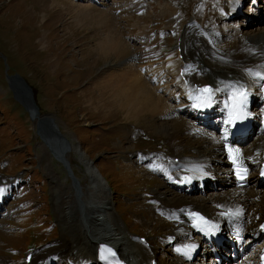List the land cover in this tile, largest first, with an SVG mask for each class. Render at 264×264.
Returning a JSON list of instances; mask_svg holds the SVG:
<instances>
[{
    "label": "rangeland",
    "instance_id": "rangeland-1",
    "mask_svg": "<svg viewBox=\"0 0 264 264\" xmlns=\"http://www.w3.org/2000/svg\"><path fill=\"white\" fill-rule=\"evenodd\" d=\"M204 1L107 0L108 5L104 6L96 1L88 4L77 0H0V180H17L20 176L25 179L9 204L12 208L9 214L0 219V261L4 258L6 264H22L29 251L36 254L59 238L63 241L66 223H62L59 209H65L69 216L71 209L72 216L77 210L84 218L82 222L90 227L95 239L125 234L122 238L115 236L125 258L130 253L137 254V262L146 264L141 258L145 249L160 264H175L169 256L170 246L162 244L166 243L165 235L171 223L159 218L147 203L157 191L166 192L168 197L172 195L168 186H164L163 176L134 160L143 151L174 154L172 150L177 148L169 144L168 137L174 130L162 131L167 127L161 128L163 119L156 115L129 114L127 108L113 104L110 89H101L98 84L112 80L111 74L119 69L121 62L101 57L104 51L100 47L105 45L106 35L115 33L122 37L123 45L132 46L133 56L135 52L141 56L139 66L165 65L166 55L175 53L179 44L186 49L183 24L194 15L191 9L187 10L186 3H194V9ZM175 14L176 19L172 18ZM148 22L153 32L148 31L157 37L169 22H175L178 30H172L167 42L144 44L147 50L138 51L142 46L135 40L137 31L146 30ZM251 27L243 29L259 31L256 30L259 26ZM259 29L264 30V26ZM180 34L181 40L176 41ZM139 56L135 55L131 61H138ZM151 72L148 71L150 77ZM184 94L182 89L173 88L172 110L187 107ZM36 99L42 107L39 114L32 106ZM181 116L168 121H176V129H181L187 123ZM142 128L146 135L133 138L132 131L141 132ZM96 129L100 130L97 139L91 133ZM111 145L113 148L108 151ZM160 147L166 151L159 153ZM98 168L108 179L121 183L119 190L130 189L129 193L124 195L110 189ZM75 171L77 182L72 178ZM130 173L137 182L132 181ZM252 185L248 192L253 191ZM260 193L264 199V191ZM68 195L70 203L68 198L63 199ZM105 202L109 210L104 208ZM117 209L128 212L127 222ZM141 236L151 237L152 252L147 249L151 248L150 244L139 242ZM35 238L43 244L27 248L30 239ZM52 248L58 246L37 255L34 263L38 264V259L47 256ZM251 250L250 258L256 259L257 253L254 248ZM81 253L73 257L80 260L79 264L92 256L90 252ZM246 259L247 256L243 261ZM64 261L54 263L73 264L66 257Z\"/></svg>",
    "mask_w": 264,
    "mask_h": 264
},
{
    "label": "bare ground",
    "instance_id": "bare-ground-1",
    "mask_svg": "<svg viewBox=\"0 0 264 264\" xmlns=\"http://www.w3.org/2000/svg\"><path fill=\"white\" fill-rule=\"evenodd\" d=\"M243 1L245 0H205L196 12V19L204 29H193L196 31V35L193 36L195 31L188 34L192 30L189 27L186 30V42L184 43L186 44V53L184 52L183 58L178 62L168 60V64L161 66V69L162 72H166V75L176 71L175 83L177 86L184 85V78L179 72L186 60L184 74L191 85L194 86V83L198 82L192 88L193 91L195 90V95L201 93L198 86L204 84H211L213 92L222 90L227 96L231 94L232 90L234 95L240 93L241 86L247 94L245 106L253 105L258 106L257 109L260 108L259 111L255 112L256 110L253 109L250 113L253 124L258 129H263V135L254 138L253 142V144L257 142L260 150L251 155L243 146L246 141L250 140L251 135L242 143H233L231 147L235 149L225 146L224 138L228 134H223L222 126L227 127L229 121L226 119L227 116H223L219 121L210 118V115L218 112V110L214 109L212 112L211 110H207V112L204 110L207 106L205 102L209 100L208 94L192 103L191 113L197 110L195 104L200 107L199 115L195 116V119L190 117L189 110L185 108L172 110V99L166 97V94H161L155 87V84H160V82H154L147 77V71L156 69L153 66L139 67L136 62L129 60L133 55L130 51L132 46L123 45L121 36L114 35L115 33L106 35L105 45L100 47L104 51L101 53V57H106L107 61L110 58H116L121 62L117 71L112 70L111 77L114 80H109L111 78L105 80L102 83L104 87L98 84L101 89H110L108 91L110 93L109 98L113 104H119L122 109L127 108L129 114L156 115L161 120L163 119V122L160 123L161 128L167 127L162 131L174 130L172 133H168L169 135L167 134L170 137L169 144L177 148V150H172L175 151L174 154L173 152L172 154H155L143 151L137 154L134 160L141 163V167L165 177L164 179L167 181L169 178L168 182H164V186H168L172 196L168 197L166 192L157 191L155 197H152L150 201L148 198L147 203L152 206L151 211L153 213L158 214V217L166 223H171L170 231L165 235V242L168 246H173L169 256L172 260L174 259L175 264H215L214 259L209 257V254L205 259V253H200L204 233L206 230H214L215 226L218 225L223 228L224 233L228 236V224L236 222L245 224L247 243L249 247H255L257 253L256 259H248L243 264H264V241L260 244V238L264 236V199L260 198V192L264 189L259 188V184L264 185V128H262V120L264 119V30L259 29V27L264 26V5L260 1H251L252 3L244 11ZM103 4L105 5V3ZM240 14L245 16L243 21L246 23L232 22V19H237ZM139 17L141 20L144 18L142 15ZM251 26H259L256 29L259 31L256 33L255 30L244 31L243 28L250 27L252 29ZM223 29L227 32H233L236 42L230 49L217 51L214 45L218 37L224 34ZM140 31L145 32L144 29ZM182 47L185 48L184 45ZM204 65L209 68L210 73L206 71ZM250 75L254 80L256 91H251L247 85L246 80ZM230 77L236 78L239 83L235 84L230 81ZM166 81V78L162 80V82ZM225 101L227 107L232 103L230 97L225 98ZM218 106L219 104L216 108ZM177 114L189 116L192 120H188L181 129H176L177 122L168 120L175 119ZM206 116L208 119H205ZM219 125V133L209 129V127L217 129L216 126ZM137 132V129L132 131L133 138L146 135L144 129L138 134ZM181 133H185L186 136L182 137ZM230 150L232 155H230ZM242 150H244L243 153H241ZM157 151L162 153L166 150L160 147ZM233 157L254 170L250 178L254 185L252 192L236 185L232 169ZM175 158H179L180 162H176ZM24 180L23 176L17 180L3 179V182L0 180V217L9 214L12 208H6V204L14 197L13 190ZM175 180L179 184H175ZM19 188L16 191L17 194ZM198 191H203L206 198L199 196ZM208 192H212L210 196H208ZM176 193L184 194L175 196ZM173 194L175 195L173 196ZM67 198L69 199L67 202L70 203V195L63 199ZM5 208L9 209L8 213L4 212ZM230 210H234V213L229 216L226 215ZM59 211H61L62 223H66L63 241L59 238L56 243L54 242L36 254L33 253L30 263L23 261L22 264H35L37 255L56 245L58 248H52L47 256L43 255V259H38V264H52L57 258H59L58 261H62L61 254H64V257H70L74 264H79L80 260H73V257H77L76 253H81L80 251H82L81 255L86 254V252L92 254V257L86 258L80 264H118V262L129 264L120 254L119 246H105L100 238H94L92 230L82 222L77 210L75 216L71 215V209L70 216L67 215L65 209H59ZM64 213L66 214L64 215ZM193 214L207 216L210 220L208 223H202L199 216ZM70 219L72 220L70 221ZM107 239L110 240V238ZM84 244L86 245L84 246ZM148 250L152 252V245ZM142 251L141 258L146 264H160L158 258L153 259V256L148 255L147 250L143 249ZM197 254L199 255L197 256ZM199 256L200 259L197 258L195 261L196 257ZM3 259H1L0 264H6V261H2Z\"/></svg>",
    "mask_w": 264,
    "mask_h": 264
},
{
    "label": "snow or ice",
    "instance_id": "snow-or-ice-1",
    "mask_svg": "<svg viewBox=\"0 0 264 264\" xmlns=\"http://www.w3.org/2000/svg\"><path fill=\"white\" fill-rule=\"evenodd\" d=\"M203 91L204 92H210V89H204ZM246 102H247V94L246 93H240V99L237 101V107H239V105H242V104H244ZM237 154H238V151H237ZM230 155H232L231 150H230ZM233 159H234V162H235V158L234 157H233ZM241 178H243V177H241ZM193 215H196V214H193ZM199 219L201 221H203V217H199Z\"/></svg>",
    "mask_w": 264,
    "mask_h": 264
}]
</instances>
